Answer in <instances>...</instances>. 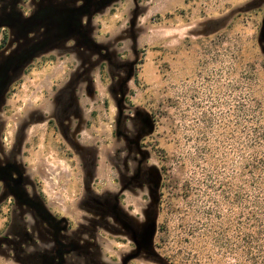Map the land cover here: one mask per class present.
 Segmentation results:
<instances>
[{"label": "rangeland", "instance_id": "rangeland-1", "mask_svg": "<svg viewBox=\"0 0 264 264\" xmlns=\"http://www.w3.org/2000/svg\"><path fill=\"white\" fill-rule=\"evenodd\" d=\"M3 27L0 159L35 205L0 189V264H235L264 0H0Z\"/></svg>", "mask_w": 264, "mask_h": 264}, {"label": "trees", "instance_id": "trees-1", "mask_svg": "<svg viewBox=\"0 0 264 264\" xmlns=\"http://www.w3.org/2000/svg\"><path fill=\"white\" fill-rule=\"evenodd\" d=\"M5 42L6 38L3 44ZM255 118L248 139L249 162L244 166L248 176L237 185L235 198L231 200L232 205L238 207L237 219L233 222L234 233L231 237L225 235L230 252L236 258L235 264H264V123L260 117Z\"/></svg>", "mask_w": 264, "mask_h": 264}, {"label": "flooded vegetation", "instance_id": "flooded-vegetation-1", "mask_svg": "<svg viewBox=\"0 0 264 264\" xmlns=\"http://www.w3.org/2000/svg\"><path fill=\"white\" fill-rule=\"evenodd\" d=\"M3 29L6 30L8 28L3 27ZM8 37H9V29L8 31L7 30L4 31L3 35L0 38V52H2L3 50L7 48V44L9 43ZM5 38H6V42L5 44H3V40ZM24 181H25L24 176L20 173V171L17 169L15 165L9 162L4 163L0 159V189L6 186L11 191V193L15 197V203L19 205V212L21 214V218H23L24 214L28 213L29 211L27 209L28 207H30L31 205H35L32 199L27 198L26 195H24L20 191V188H22L25 184ZM5 203L7 205L6 201H3L0 203V213L2 209L6 206L4 205ZM6 208H7L6 211H4L5 222L2 227L3 229L7 227V225L10 222V218H11V209L8 206H6ZM47 216L48 215H43V218L48 219ZM3 229H0V233L3 231ZM36 229H37V232L41 234L42 229L40 227H36ZM61 234H62L61 229H57L56 233H54L56 243H61V239H62ZM75 238L79 244H81L82 242L84 246H87V241L82 237L81 233H76ZM58 254H60V252H58Z\"/></svg>", "mask_w": 264, "mask_h": 264}]
</instances>
